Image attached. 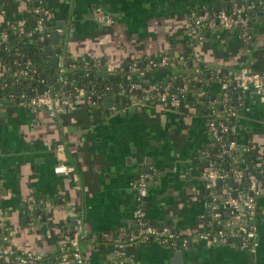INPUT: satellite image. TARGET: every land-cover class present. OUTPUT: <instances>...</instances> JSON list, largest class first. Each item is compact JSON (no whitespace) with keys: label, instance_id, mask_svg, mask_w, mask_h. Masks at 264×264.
I'll list each match as a JSON object with an SVG mask.
<instances>
[{"label":"crops","instance_id":"0c3cea01","mask_svg":"<svg viewBox=\"0 0 264 264\" xmlns=\"http://www.w3.org/2000/svg\"><path fill=\"white\" fill-rule=\"evenodd\" d=\"M241 1L243 5L254 3ZM191 2L43 0L48 31L38 47L41 60L50 68L49 56L42 58L49 31L57 32L58 43L51 44L55 50L65 27L66 53L61 52L59 60L64 62V56L84 60L88 56L109 86L101 94L91 90L90 101L79 93L70 95L84 86L75 83L79 79L75 66L65 68L67 81L61 85L64 89L58 90L60 95L56 94L66 100V106L55 117H50L43 106H27L10 98L22 90L39 91L45 84L33 76L26 77L24 83L12 80L14 71L3 59L4 46L0 43V85L5 82L7 86L0 89V228L8 235L0 242L10 255L43 251L47 263L53 264L66 254L61 246L73 228L74 216L79 215L86 264H114L116 235L124 228H134L132 180L140 169L137 162L148 158L147 168L157 165V176L146 191L147 220L157 226L167 225L189 236L191 242L182 254L176 246L155 239L131 245L127 253L132 264H264V196L257 197L254 250L241 246L238 239L214 246L194 239V233L206 227L205 187L200 176L205 161L201 163L199 155L208 141L206 101L210 105L222 93L217 71H235L242 64L264 69V0L249 13V50L239 36V27L214 31L205 26L198 38L191 25L194 15L204 7ZM96 7L108 12L113 22L96 21ZM33 21L30 5L24 0H0V36L12 25L32 26ZM165 51L173 55L187 51L198 62L203 74L200 88L206 98L202 107L192 102L174 107L161 105L153 97L140 101L131 94L126 97L129 62ZM183 69L158 67L142 80L163 81L188 71ZM58 75L61 80L62 73L58 71ZM228 91L235 100L240 142L253 143L261 135V142L253 145L249 156L254 160L264 152V101L253 86L239 93L234 80L229 82ZM108 94H117L119 103L112 99L106 106L103 98ZM58 141L64 144L63 152L55 147ZM132 152L135 161L131 160ZM62 162L74 166L79 188L71 175L54 170ZM62 264H72V259L68 257Z\"/></svg>","mask_w":264,"mask_h":264},{"label":"built area","instance_id":"2783aa9c","mask_svg":"<svg viewBox=\"0 0 264 264\" xmlns=\"http://www.w3.org/2000/svg\"><path fill=\"white\" fill-rule=\"evenodd\" d=\"M24 1L30 5L34 23L31 27L23 24L12 25L11 30L28 37L37 34V39L42 43L48 31L42 6L43 0ZM237 1L239 0H233L228 9H205L196 13L191 27L197 32V37L201 38L203 36L201 30L205 26L214 31L217 28L231 29L239 27V36L246 44V50H249L248 44L251 34L248 32V18L251 9L256 4L249 2L245 5L242 3L237 5ZM93 18L100 23L113 22L112 16L102 7L94 9ZM7 36L8 30L3 31L0 36V43H3ZM15 53L23 56V64L17 70H14L12 80L21 82L22 79L25 80L26 77L39 73L36 65L30 58L25 57L23 52L16 50ZM188 55L189 59L185 58L183 53L173 55L165 51L143 59L130 61L125 71L128 76V85L125 89L128 98L131 94L135 101H140L144 97H153L161 105L178 107L183 103L192 102L193 105L202 107L201 105L204 104L206 99L203 96L202 89L199 88L196 91L191 87L194 82L200 85L203 75L202 70L198 62L194 61L192 55ZM87 63L86 61L84 64ZM70 65L71 68L76 66L74 62ZM162 66L184 68L183 70L188 69V71L179 75L172 74L163 81L142 80L148 72ZM57 69L59 73H62L61 82L64 84L67 77L63 73L65 67L62 60H58ZM85 74L88 75V71ZM216 77L220 81L222 93L220 97H214L211 100L212 103H209L210 105L206 101L207 112H209L206 120L208 141L199 153L201 163L205 161L200 176L205 187L204 218H206V227L197 230L194 233V239L203 241L207 246L232 244L233 240L238 239L241 246L248 245L254 250L257 244L255 223L257 197L264 196V152L254 160L252 159L251 163L246 161L252 152L253 144L241 143L238 138L237 110L235 100L228 91V84L231 80H234L239 93L249 86H253L259 98L264 101V69H254L242 64L235 71H217ZM39 80L44 83L42 78ZM3 87H7L5 82L0 85V89ZM105 87L109 86L104 83V89ZM76 93L81 94L87 101H90L93 97L92 94L86 92L84 87H78ZM94 93L97 94V92ZM57 94L52 92L51 87L47 85L41 92L27 93L22 90L17 97L11 95L10 98L27 106H43L50 117H55L66 106V100L60 98ZM1 97L0 94V100ZM188 97L191 98V101L188 100ZM196 97L197 100L194 99ZM137 107L141 109L140 106ZM55 147L57 151H64L63 142H56ZM54 170L71 175L76 188L80 187L79 176L72 164L62 162L56 165ZM260 174H263L262 177L259 176ZM153 176H155V172L143 171L133 181L136 199V207L133 211L134 228H124L116 235L114 240V264H132L127 253V249L131 245H140L155 239L157 242L184 249L191 242L189 236L180 235L167 225L159 227L147 220L142 202L147 191L148 182L153 179ZM82 226L81 216L75 215L73 228L61 246L66 254L56 258L53 264H62L68 260V257L72 259V264H86L81 245V241L85 236ZM0 227H3L1 218ZM4 229L0 228V241H5L8 237ZM44 259L45 253L43 251H22L18 255L12 256L0 242V264H45Z\"/></svg>","mask_w":264,"mask_h":264},{"label":"trees","instance_id":"16d2710c","mask_svg":"<svg viewBox=\"0 0 264 264\" xmlns=\"http://www.w3.org/2000/svg\"><path fill=\"white\" fill-rule=\"evenodd\" d=\"M252 12H250L251 14ZM31 27V26H30ZM38 35L33 34L32 36H24V35H19L17 34L14 30H9L8 31V36L6 40L3 42V59L5 60L6 63H8L11 67V69L19 68L22 66L23 62V56L18 55L15 53L16 50L21 51L24 53V56L27 58H30L32 62L36 65V67L39 70V73L34 75L32 78L34 80H37L38 78L43 79V84L49 85L52 89V92L56 93L60 89L62 85V79L60 80L58 71L56 68H53L51 71L48 64L43 62L41 58L38 55V47L41 44L39 40L37 39ZM183 55L185 58L189 59L188 52H184ZM86 59L82 60H70L67 57L64 56V62L63 65L65 66L66 69H71V63H75L76 66L73 68L74 71H77V77L79 79H76L77 83L76 85L79 86V84L83 85L86 92L91 94V90L96 92V88L98 87L100 92H102L103 85L106 83L107 78L103 77L100 73V69H96L92 66V61L90 58L87 56L85 57ZM85 60H88V64H84ZM84 65V66H82ZM88 71V75L82 74L84 72ZM92 75V77H91ZM203 76V75H202ZM76 77V78H77ZM30 79L27 78L26 81H29ZM22 82V81H21ZM191 87L193 90L198 91L200 88V85H197L196 82L191 84ZM197 100V97L194 98ZM188 100L191 101V98L188 97ZM264 160V159H263ZM247 162L251 163L252 159L247 158ZM263 174H260L259 176L262 177ZM48 257H45L44 262L45 264H48L47 260ZM51 261V260H50Z\"/></svg>","mask_w":264,"mask_h":264},{"label":"water","instance_id":"95a60500","mask_svg":"<svg viewBox=\"0 0 264 264\" xmlns=\"http://www.w3.org/2000/svg\"><path fill=\"white\" fill-rule=\"evenodd\" d=\"M190 1H192L191 4L196 5L195 7H198V8L199 7H204L202 9L200 8V12H202L204 9H208V10H211V9H214V10L228 9L232 5L231 2H233V0H190ZM253 1H254L255 4H257V2L259 0H253ZM241 2H242L241 0L237 1V5H240ZM258 14L261 15L262 12L258 11ZM249 31L251 32L252 28H250ZM65 33H66V29L64 27V29L62 30V37H61V39L59 41V44L55 47V50H52L51 44L58 43L57 32H56L55 29H52V30L49 31V36H50L49 43H47L44 46V56L42 58L44 60L46 58V56H49V60L48 61L50 63V70L51 71L58 64L59 54L61 52H62L63 55L66 53L67 40H65V35H64ZM12 70L14 71L15 69L13 68ZM102 70H106V66H102ZM91 77H92V75H91ZM24 81L25 80L22 79V82H24ZM10 87L14 88L15 86L11 85ZM46 87H47V85H44L43 87H40L39 88V92H41ZM61 89H64V86H61ZM96 89H97L96 92L99 93L100 92L99 88L97 87ZM103 89H104V85H103ZM115 90H117V88H115ZM75 93H76V90H74L72 92V95H74ZM58 95H60V92H58ZM126 97L128 98V95ZM112 99L116 100V104L119 103V97H118L117 94H114V95L108 94V95L104 96V98H103L104 101L103 102L106 105L107 103H110V101H112ZM2 107H3V105H2ZM204 110L206 111L207 109L205 108ZM130 157H131V160L135 161L136 160L135 152H132ZM147 162H148V158H144V160L137 162V166H139L140 169L137 172V174H135V177L133 178L132 181L137 179L139 177V174L141 172H143V171L154 172V170L157 168V165L154 164V165H152V166L147 168V165H150ZM204 164H205V162H204ZM156 174L157 173H155L154 178L157 176ZM148 183H150V181ZM147 198H148V195H147V192H146V194L143 196V202H142V207H143V210L145 212L148 210L147 205L149 204V201H147ZM144 200L147 201V202H144ZM157 204L160 207V205H161L160 202H158ZM162 209H163V207H160V210H162ZM154 223H155V221H154ZM161 226H162V224H159V227H161ZM177 248H178V253L182 254L183 253L182 248H180V247H177Z\"/></svg>","mask_w":264,"mask_h":264},{"label":"rangeland","instance_id":"374dc122","mask_svg":"<svg viewBox=\"0 0 264 264\" xmlns=\"http://www.w3.org/2000/svg\"><path fill=\"white\" fill-rule=\"evenodd\" d=\"M183 106H188V104H184ZM261 135H258V137L257 138H255L254 140H253V145L256 147L257 145H259V143L261 142V137H260Z\"/></svg>","mask_w":264,"mask_h":264}]
</instances>
